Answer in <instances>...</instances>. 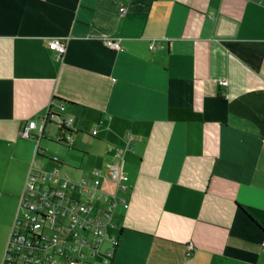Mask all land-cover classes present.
I'll list each match as a JSON object with an SVG mask.
<instances>
[{
	"label": "crops",
	"instance_id": "crops-1",
	"mask_svg": "<svg viewBox=\"0 0 264 264\" xmlns=\"http://www.w3.org/2000/svg\"><path fill=\"white\" fill-rule=\"evenodd\" d=\"M69 117L61 170L105 169L131 138L112 264H264V0H0V262L36 157L20 126L59 145Z\"/></svg>",
	"mask_w": 264,
	"mask_h": 264
},
{
	"label": "built area",
	"instance_id": "built-area-1",
	"mask_svg": "<svg viewBox=\"0 0 264 264\" xmlns=\"http://www.w3.org/2000/svg\"><path fill=\"white\" fill-rule=\"evenodd\" d=\"M125 11V7L120 8L122 14ZM103 42L111 49H123L113 38L104 37ZM47 47L59 59L66 48L65 38H52L47 41ZM148 47L153 48L154 41ZM218 84L226 87L228 82L219 79ZM222 95L227 93L223 91ZM57 109L62 111L64 104H58ZM42 120L45 123V117ZM71 121L69 117L60 122L55 137L58 143L68 147L73 141ZM96 133V129L91 130L92 136ZM19 134L34 140L36 147L43 136L42 130L37 131L35 119L22 124ZM130 142L128 138L124 149L113 152V161L105 169L94 167L78 178L63 173L56 156L50 158L56 163L51 168L32 161L18 196L17 212L0 264H112L118 245L117 234L110 232L115 228L113 214L118 206H128L120 193L128 188L123 162ZM192 250V244L187 243L186 256Z\"/></svg>",
	"mask_w": 264,
	"mask_h": 264
},
{
	"label": "rangeland",
	"instance_id": "rangeland-1",
	"mask_svg": "<svg viewBox=\"0 0 264 264\" xmlns=\"http://www.w3.org/2000/svg\"><path fill=\"white\" fill-rule=\"evenodd\" d=\"M49 135L51 136H54V134L52 133V128L50 129V131L48 132ZM78 135V136H77ZM74 138H78V139H81L87 143H90V142H94L97 144V140H95V138H91V137H88L84 134H75L74 135ZM31 142H33L34 146H36V143L35 141L33 140H29ZM40 144H41V148L44 149V153L47 157H52V156H56L57 158H60L62 159L66 165H75L77 164L78 162L76 160H73L71 157H70V154H73V153H76L75 151L73 150H70V148H64L62 147L63 145L60 146V144H56L54 141L52 140H48L47 138H42L40 140ZM58 150H60L61 152L63 151L64 153L62 155H59V152ZM47 160H44L43 158H41L40 156H37L34 158L33 162L35 165H46L47 167H51V163L49 162H46ZM84 169H82V167L79 168V170H74L72 168H70L69 166H63L62 167V172L63 173H67L70 178H78L80 177L83 173H84ZM5 252V250H4Z\"/></svg>",
	"mask_w": 264,
	"mask_h": 264
},
{
	"label": "trees",
	"instance_id": "trees-1",
	"mask_svg": "<svg viewBox=\"0 0 264 264\" xmlns=\"http://www.w3.org/2000/svg\"><path fill=\"white\" fill-rule=\"evenodd\" d=\"M53 100L52 102L50 103V107L53 105ZM58 114L54 113L53 111L49 110L45 116V121L48 120L49 118H52V117H55L57 116ZM41 151L42 149L40 147H36V155H42L41 154Z\"/></svg>",
	"mask_w": 264,
	"mask_h": 264
}]
</instances>
